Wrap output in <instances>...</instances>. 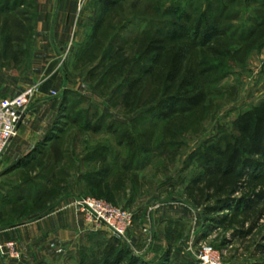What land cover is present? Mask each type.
I'll return each instance as SVG.
<instances>
[{
    "label": "rangeland",
    "instance_id": "obj_1",
    "mask_svg": "<svg viewBox=\"0 0 264 264\" xmlns=\"http://www.w3.org/2000/svg\"><path fill=\"white\" fill-rule=\"evenodd\" d=\"M248 1L67 0L70 37L41 56L38 0H0V76L17 95L36 89L23 123L36 134L0 183V227L96 197L133 225L115 240L86 221L93 235L68 264H204L205 247L206 264H264V154L229 202L195 182L264 103V7ZM1 245L0 264L22 257L15 239Z\"/></svg>",
    "mask_w": 264,
    "mask_h": 264
},
{
    "label": "crops",
    "instance_id": "obj_2",
    "mask_svg": "<svg viewBox=\"0 0 264 264\" xmlns=\"http://www.w3.org/2000/svg\"><path fill=\"white\" fill-rule=\"evenodd\" d=\"M66 1L38 0L36 4L34 17L36 47L40 40H45L42 44L44 48L40 50L41 56L53 54L55 46L59 45L57 41L70 37L71 29H73L77 18L76 12L72 10L75 9V6L69 5L67 9L64 7ZM248 2L264 7V0H249ZM58 16L59 19H57ZM46 40H52V42ZM43 60L44 58L36 59L32 68L34 69L35 77L33 78L36 84L39 69L37 63L45 65ZM17 93L14 88H11V84L5 82L4 75L0 76V100L15 96ZM29 118L30 116L26 114L7 149L8 155L0 161V183L14 173H9V167L19 162L22 157H26L30 150L24 149L25 141H28V137L33 136L36 132L28 125H24ZM21 150H26V152L20 154L19 151ZM3 169L6 171L2 172ZM4 188L7 191L10 189L6 186ZM92 235L91 227L83 214L77 212L72 205L65 206L55 212L49 211L31 220L20 219L15 224L0 227L1 238H11L18 241L22 257L14 264L71 263L68 261L69 256L74 255L77 251L80 240L84 239V242L87 237ZM3 261L2 263H7L6 260Z\"/></svg>",
    "mask_w": 264,
    "mask_h": 264
},
{
    "label": "built area",
    "instance_id": "obj_3",
    "mask_svg": "<svg viewBox=\"0 0 264 264\" xmlns=\"http://www.w3.org/2000/svg\"><path fill=\"white\" fill-rule=\"evenodd\" d=\"M35 93L34 87H28L18 95L0 100V161L16 135ZM73 204L77 212L84 215L93 230H108L115 238H125L134 222L133 213L102 198L81 197ZM8 246L11 249L10 256L19 258L20 254L14 244ZM211 255V248L205 247L202 252L204 264L209 263Z\"/></svg>",
    "mask_w": 264,
    "mask_h": 264
},
{
    "label": "trees",
    "instance_id": "obj_4",
    "mask_svg": "<svg viewBox=\"0 0 264 264\" xmlns=\"http://www.w3.org/2000/svg\"><path fill=\"white\" fill-rule=\"evenodd\" d=\"M34 17L35 14L31 17L32 28ZM237 128L240 140L229 143L224 150L218 151L222 160L208 169L205 178L195 181L203 183L208 191L218 194L219 205L229 202L238 192V184L234 182V178L243 176L247 169L255 168L256 161L253 157L264 154V103L241 114L237 120ZM8 201L5 204H9ZM211 211L208 209V212ZM47 212L49 209L44 213Z\"/></svg>",
    "mask_w": 264,
    "mask_h": 264
}]
</instances>
